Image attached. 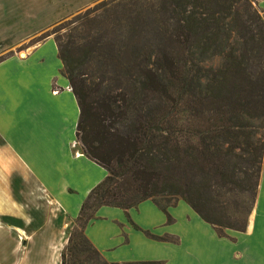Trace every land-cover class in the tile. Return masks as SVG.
<instances>
[{"label": "trees", "instance_id": "trees-1", "mask_svg": "<svg viewBox=\"0 0 264 264\" xmlns=\"http://www.w3.org/2000/svg\"><path fill=\"white\" fill-rule=\"evenodd\" d=\"M69 16L29 43L52 38L78 108L75 138L106 175L81 202L59 264H111L83 235L100 206L149 199L165 213L181 199L216 236L243 232L236 215L252 207L264 146L255 0H99ZM233 119L261 132L236 135Z\"/></svg>", "mask_w": 264, "mask_h": 264}, {"label": "crops", "instance_id": "crops-1", "mask_svg": "<svg viewBox=\"0 0 264 264\" xmlns=\"http://www.w3.org/2000/svg\"><path fill=\"white\" fill-rule=\"evenodd\" d=\"M72 3L0 0V264H59L66 235L54 216L74 219L106 175L75 138L78 108L52 38L26 45ZM257 5L264 23V0ZM165 213L149 199L125 211L100 206L83 235L111 264H264V146L243 232L216 236L181 199Z\"/></svg>", "mask_w": 264, "mask_h": 264}, {"label": "rangeland", "instance_id": "rangeland-1", "mask_svg": "<svg viewBox=\"0 0 264 264\" xmlns=\"http://www.w3.org/2000/svg\"><path fill=\"white\" fill-rule=\"evenodd\" d=\"M63 1H65V0H62V2ZM97 1H99V0H94L93 2H89V4H85V2H87V1H85V0H71V2H73L72 3V5H70V7L71 6H73V9H71L72 10V12L71 13H69V14H67V13H64V15L62 16V18H64V17H68L69 15L71 16V15H73V14H76V12H78V11H82V10H84L86 7H90L93 3H95V2H97ZM257 1L258 0H255V2H256V9L258 10V12H259V15H260V10H259V7H258V5H257ZM65 4V3H64ZM71 4V3H70ZM85 4V5H84ZM76 7H75V6ZM50 14H51V12L50 11H46V19H49V17H50ZM27 16V15H26ZM32 14H31V16H30V22H29V25L30 26H33L35 23H37V22H39L38 20H36V21H34V19L32 18ZM69 16V17H70ZM27 17H29V16H27ZM261 17V16H260ZM62 18H60V19H62ZM38 19H40V18H38ZM60 19H57V21H59ZM57 21H55V22H57ZM55 22H53V23H55ZM52 24V23H51ZM51 24H48L47 26H46V28L44 29V30H46V29H49L50 27V25ZM37 25V24H36ZM44 30H42V31H40L39 33H37L36 35H34V36H32L30 39H29V41L26 43V45H30V41L34 38V37H36V36H38L39 34H41ZM233 38L235 39V36H234V34H232L231 35V38L228 40V42H227V44H228V46L232 49L233 48V54L235 55V54H237V48H238V46L236 45V41H237V39H236V41L235 42H233ZM17 52H19V51H17ZM43 55L45 54V52H43L42 53ZM219 62V59H217V58H214V60H213V63H218ZM251 63H253L252 61H251ZM26 64H27V66H29L30 64H31V61L30 60H27L26 61ZM234 115V114H233ZM240 123H238V121H237V119H233V123L231 122V125L232 126H234L235 127V129L233 130V131H235V134L236 135H238V133L236 132V130H237V127H239L240 125L241 126H244V129H243V132H244V134L246 133V132H261L260 131V129H259V127H258V121L257 120H245V121H239ZM237 153H239V152H237ZM229 198V206H230V202H231V197H228ZM248 199H249V197H248ZM155 200H158L159 201V203L160 204H162V205H165L166 203H165V201L164 200H167V199H160L159 197H156L155 198ZM163 200V201H162ZM169 200V199H168ZM234 200H236V198H234ZM252 208V207H251ZM251 208L248 210V212H247V214H243V213H241V214H238V215H236V217L237 218H245V220L247 221V218H248V216H249V213H250V211H251ZM230 210V209H229ZM54 213H55V211H54ZM54 220H55V223L56 224H58V226L59 225H61V222H62V226H61V230H63V233L66 235V238H67V236H68V234H69V232H70V230H71V228H72V226H73V221H74V219H72V220H70V221H67V219L66 218H64L63 217V219H61V217H60V215H55L54 216ZM66 241V240H65ZM65 244V243H64ZM241 243H240V249H241ZM63 247V246H62ZM236 248H237V246H235ZM228 252H230V250H228Z\"/></svg>", "mask_w": 264, "mask_h": 264}, {"label": "water", "instance_id": "water-1", "mask_svg": "<svg viewBox=\"0 0 264 264\" xmlns=\"http://www.w3.org/2000/svg\"><path fill=\"white\" fill-rule=\"evenodd\" d=\"M19 55L22 56V53H20Z\"/></svg>", "mask_w": 264, "mask_h": 264}]
</instances>
